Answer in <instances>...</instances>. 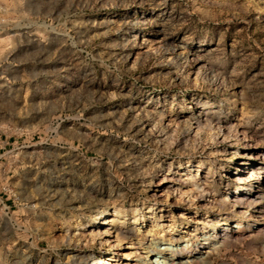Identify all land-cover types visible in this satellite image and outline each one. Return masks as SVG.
Returning a JSON list of instances; mask_svg holds the SVG:
<instances>
[{
  "label": "rangeland",
  "instance_id": "1",
  "mask_svg": "<svg viewBox=\"0 0 264 264\" xmlns=\"http://www.w3.org/2000/svg\"><path fill=\"white\" fill-rule=\"evenodd\" d=\"M152 259L264 264V0H0V264Z\"/></svg>",
  "mask_w": 264,
  "mask_h": 264
},
{
  "label": "bare ground",
  "instance_id": "2",
  "mask_svg": "<svg viewBox=\"0 0 264 264\" xmlns=\"http://www.w3.org/2000/svg\"><path fill=\"white\" fill-rule=\"evenodd\" d=\"M104 224H107L109 223L108 221L104 220V222H102ZM157 258V257H156ZM167 259V258H166ZM153 262H156V264H167V260H165L164 262L163 261H157L156 259H152Z\"/></svg>",
  "mask_w": 264,
  "mask_h": 264
}]
</instances>
